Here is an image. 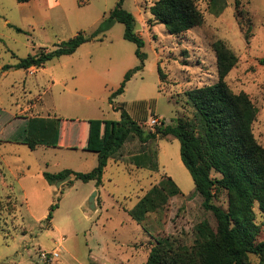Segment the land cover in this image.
I'll use <instances>...</instances> for the list:
<instances>
[{
	"label": "rangeland",
	"instance_id": "1",
	"mask_svg": "<svg viewBox=\"0 0 264 264\" xmlns=\"http://www.w3.org/2000/svg\"><path fill=\"white\" fill-rule=\"evenodd\" d=\"M59 1V7L47 13L43 9L34 19L27 5L0 0V68L15 65L39 48L52 50L80 31L91 34L116 2L88 0L78 6L76 0ZM155 1L123 2V9L135 19V33L144 42L141 52L145 58L142 69L125 83L124 92L114 98L113 105L122 106L146 131L150 128L143 122L152 117L163 118L166 125L178 118H192L194 111L185 94L217 82L212 44L220 40L237 56L224 81L234 93L244 92L256 107L252 133L264 148V65L259 63L264 59V0H239L240 17L235 14V0H217L213 6L212 0H194L202 23L177 35L169 34L149 13ZM223 3L225 7L216 14L214 6ZM123 31V25L115 22L101 35V41L86 42L74 53L55 57L37 69L12 67L0 74V175L5 183L0 191V264H140L155 238H166L171 247L189 246L198 222L207 220L215 227L212 214L201 207V197L194 191L191 176L179 157V142L173 137L146 144L128 139L104 174L105 180L112 175L105 188L114 196L106 197L105 206L96 210L88 206L93 182L72 179L71 184L56 186L48 185L42 177L43 172L56 173L65 168L83 173L94 168V155L81 151L91 123L79 120L118 119V111H113L108 98L126 71L139 63L135 45L123 38ZM140 101L147 103L144 112L136 109ZM54 115L67 119L61 122L58 146L30 150L17 143L26 136V118ZM5 140L8 142H1ZM143 150L157 154L159 169L180 191L148 216L151 234L146 240L137 234L138 230L148 231L144 224L136 223L123 211L163 174L153 175L131 163L130 158ZM57 196V208L47 224L49 207ZM214 203L225 209V193ZM253 212L255 223L261 224L263 213L257 203ZM263 240L261 226L256 241ZM133 249L136 257L130 256ZM54 251L57 257L52 256ZM42 252L48 255L42 257ZM249 260L250 264H259L255 255Z\"/></svg>",
	"mask_w": 264,
	"mask_h": 264
},
{
	"label": "trees",
	"instance_id": "2",
	"mask_svg": "<svg viewBox=\"0 0 264 264\" xmlns=\"http://www.w3.org/2000/svg\"><path fill=\"white\" fill-rule=\"evenodd\" d=\"M25 3L29 0H16ZM217 0H212V6ZM88 0H77L84 6ZM124 0H116L113 9L91 33L80 31L66 41L54 45V49L39 48L34 54L20 59L15 65H4L0 74L10 68H40L55 57L70 55L89 41H101V35L115 22L123 25V38L135 45V56L139 63L124 74L119 87L113 91L108 103L119 112V119L82 120L90 122L91 132L83 150L97 155V164L89 172H75L69 169L57 173L43 172L42 177L48 184H55L68 175L83 183L94 181L101 184L104 168L122 145L131 138L146 144L168 136L179 142V157L191 176L194 191L201 197V207L210 212L215 219L212 228L207 220L194 226L195 237L191 245L171 247L166 238H155L151 244L144 264H250L249 256L259 258L264 264V240L256 241L260 227L264 226V148L255 140L252 133L257 109L244 92L234 93L224 81L226 75L237 63V56L220 40L212 44L215 52L217 82L193 88L186 92L188 103L193 108L192 118H178L174 124L144 130L122 106H114V98L124 92L125 83L143 67L144 54L141 52L143 40L135 33L133 15L123 9ZM225 4L214 6L220 13ZM239 0H235L236 17L243 15L239 10ZM153 19L164 26L171 35L181 34L202 23V14L194 0H156L149 8ZM251 26V21L249 22ZM9 25V24H8ZM17 32L20 28L9 25ZM243 28L244 24L240 23ZM247 26L246 31L251 32ZM246 38V37H245ZM247 40V38H246ZM259 63L264 65V59ZM160 72L158 68V73ZM160 75V74H159ZM138 111H145L146 102L136 104ZM61 119L56 117H30L25 120L26 136L17 143L26 145L30 150L37 145L56 147L59 143ZM1 142H8L7 140ZM76 149V148H75ZM154 152L142 151L133 155L131 163L140 169H158ZM222 193L226 195V208L214 203ZM180 194L175 182L163 174L157 183L144 191L132 208L124 211L138 224H144L152 213L161 210L172 197ZM59 197L50 205L46 222L49 224L52 211L57 208ZM257 203L263 213L261 224L255 223L253 205Z\"/></svg>",
	"mask_w": 264,
	"mask_h": 264
},
{
	"label": "crops",
	"instance_id": "3",
	"mask_svg": "<svg viewBox=\"0 0 264 264\" xmlns=\"http://www.w3.org/2000/svg\"><path fill=\"white\" fill-rule=\"evenodd\" d=\"M76 3H77V0H76ZM18 4H21V3H18ZM22 4H25V5H27V7L29 8V10H30V12H28L29 13V15H33L34 17V19L37 17V15H38V12H40L41 13V11H43V9L46 11V13L48 12V10L50 11V10H52V9H55V8H57V7H59L60 5H61V3H60V1L59 0H29L28 2H25V3H22ZM63 10L65 11V9L63 8ZM45 11H44V13H45ZM31 13V14H30ZM45 19H47V16H46V18ZM6 22H7V20H5ZM5 22V23H6ZM8 23V22H7ZM6 23V24H7ZM35 23H36V21L35 22H30L29 23V25L28 26H33V25H35ZM38 23V22H37ZM85 44V43H84ZM83 45V44H82ZM81 46V45H80ZM79 46V47H80ZM78 47V48H79ZM77 48V49H78ZM76 49V50H77ZM36 71V70H35ZM34 71V72H35ZM115 104V103H114ZM110 105V104H109ZM111 106V105H110ZM112 108V107H111ZM114 111V110H113ZM116 112V111H115ZM32 117H36V116H32ZM40 117V116H39ZM54 117H56L55 115H54ZM56 118H58V117H56ZM159 118V117H158ZM161 118V117H160ZM27 119V118H26ZM62 121H67V119H63V118H60ZM118 119H119V112H118ZM118 119H99V120H114V121H116V120H118ZM163 119V118H162ZM82 120H96V119H80L79 121L80 122H82ZM61 121V122H62ZM70 121H73V119H70ZM170 137L171 136H168V139H170ZM62 139V136H59V143H60V140ZM87 139H88V136H86L85 137V139H84V141H83V143L81 144V146H85L86 145V142H87ZM59 143H58V145H59ZM39 146H42V145H37L35 148H37V147H39ZM68 148H70V149H74V150H79V147H68ZM76 148V149H75ZM81 151L83 152V153H85V154H93L94 155V157L96 158V164H97V155H96V153H94V152H91V151H87V150H83L82 148H81ZM157 155V154H156ZM0 160L2 161V159H1V157H0ZM2 163H3V161H2ZM109 163H112L113 164V162H111V159H108V162H107V165H106V167L104 168V172H103V175H102V179H101V184L99 185V186H96L95 185V183H94V181H89V182H93V187H92V189H91V191L93 190V191H95L96 192V197H95V199H94V210H96L97 209V207L98 208H102V206H105V198L106 197H113L114 195L113 194H109L108 193V191L106 190V188H105V182H107V183H109V182H111L112 181V175H109V178L108 179H104V174H105V171H106V169H107V166H108V164ZM96 164H95V166H96ZM115 165V164H114ZM157 165H158V163H157ZM94 166V167H95ZM65 169H69V168H65ZM65 169H62V170H65ZM62 170H60V171H62ZM69 170H72V169H69ZM72 171H74V170H72ZM59 172V171H58ZM76 172V171H75ZM154 173H153V175H155V174H157V173H163V174H165L163 171H161L160 169H159V166H158V169L156 170V171H153ZM57 173V172H56ZM162 174V175H163ZM3 175H5V173L3 174ZM159 179H160V177H158V180H157V182L159 181ZM156 182V183H157ZM48 184V183H47ZM3 185H5V183H4V178H3V176H2V174L0 175V191H2V187H3ZM48 185H52V184H48ZM54 185V184H53ZM152 185H150L149 186V188L151 187ZM90 191V192H91ZM0 196L2 197V195L0 194ZM137 200H138V198L135 200V201H132V202H129V206H128V208H126V209H130V208H132L133 207V205L137 202ZM130 203H131V205H130ZM133 204V205H132ZM124 211V210H123ZM126 212V211H125ZM127 213V212H126ZM138 230V229H137ZM137 234L140 236V238H142L143 240H146V239H148L149 237H150V235L148 234V233H146V232H144V233H141L139 230L137 231ZM134 240H138L137 238H135ZM133 254H130V256L131 257H136V250H134L133 249ZM149 252V251H148ZM147 255H148V253H147ZM147 255H146V257H145V260L143 261V262H140V264H144L145 263V261H146V258H147ZM133 262H135V261H133ZM137 262V261H136ZM136 262H135V264H136ZM101 264V263H100Z\"/></svg>",
	"mask_w": 264,
	"mask_h": 264
},
{
	"label": "built area",
	"instance_id": "4",
	"mask_svg": "<svg viewBox=\"0 0 264 264\" xmlns=\"http://www.w3.org/2000/svg\"><path fill=\"white\" fill-rule=\"evenodd\" d=\"M162 123H163V120L161 118L152 117L149 119V121L143 122V125L149 127L150 129H153L154 127L161 126ZM51 254H52V256H55V257L58 256V253L56 251L52 252ZM47 255H48V253H44V252L41 253L42 257H46Z\"/></svg>",
	"mask_w": 264,
	"mask_h": 264
},
{
	"label": "water",
	"instance_id": "5",
	"mask_svg": "<svg viewBox=\"0 0 264 264\" xmlns=\"http://www.w3.org/2000/svg\"><path fill=\"white\" fill-rule=\"evenodd\" d=\"M70 179H71V176L68 175V176H66L65 178H63L62 180L57 181L55 184H56V186H58V184L65 183V182L69 181ZM95 195H96V192L93 191V192L91 193L90 197H89V200H88V206H89V208H90L91 210H93L94 207H95V206H94V197H95Z\"/></svg>",
	"mask_w": 264,
	"mask_h": 264
}]
</instances>
